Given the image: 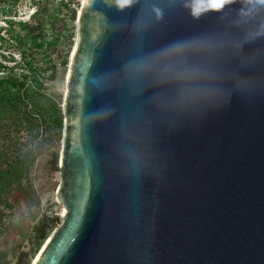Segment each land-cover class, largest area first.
I'll list each match as a JSON object with an SVG mask.
<instances>
[{
	"label": "water",
	"instance_id": "95a60500",
	"mask_svg": "<svg viewBox=\"0 0 264 264\" xmlns=\"http://www.w3.org/2000/svg\"><path fill=\"white\" fill-rule=\"evenodd\" d=\"M63 115L33 264H264L257 0H85Z\"/></svg>",
	"mask_w": 264,
	"mask_h": 264
},
{
	"label": "rangeland",
	"instance_id": "374dc122",
	"mask_svg": "<svg viewBox=\"0 0 264 264\" xmlns=\"http://www.w3.org/2000/svg\"><path fill=\"white\" fill-rule=\"evenodd\" d=\"M13 2H0V79L17 81L0 85V264H31L62 222L63 103L82 4L72 15L60 0ZM34 9L31 33L4 20Z\"/></svg>",
	"mask_w": 264,
	"mask_h": 264
},
{
	"label": "trees",
	"instance_id": "16d2710c",
	"mask_svg": "<svg viewBox=\"0 0 264 264\" xmlns=\"http://www.w3.org/2000/svg\"><path fill=\"white\" fill-rule=\"evenodd\" d=\"M1 1H4V0H0ZM12 1V0H11ZM14 2L12 3V6L18 1V0H13ZM35 7V6H34ZM7 12V11H6ZM74 15V11L72 12ZM6 15V14H5ZM38 15H40V12H39V9H34L33 12L29 15L28 19H25V20H22V19H18L16 20L15 18H10V17H5L4 20L5 22L8 23L9 25V28H13L15 24L19 25L20 28L22 30H28L30 33L34 30L35 27L31 26L30 25V20L32 19H35L38 17ZM35 38V37H34ZM0 68H7L5 65H3L1 62H0ZM11 81H8L7 78H1L0 79V85H3L4 83H9L11 84L12 86H17V81L16 79H13L11 78L10 79Z\"/></svg>",
	"mask_w": 264,
	"mask_h": 264
},
{
	"label": "built area",
	"instance_id": "2783aa9c",
	"mask_svg": "<svg viewBox=\"0 0 264 264\" xmlns=\"http://www.w3.org/2000/svg\"><path fill=\"white\" fill-rule=\"evenodd\" d=\"M63 2L69 9L71 10H77L79 6L80 0H60Z\"/></svg>",
	"mask_w": 264,
	"mask_h": 264
},
{
	"label": "snow or ice",
	"instance_id": "6c2138e0",
	"mask_svg": "<svg viewBox=\"0 0 264 264\" xmlns=\"http://www.w3.org/2000/svg\"><path fill=\"white\" fill-rule=\"evenodd\" d=\"M129 0H124V3H128ZM257 3L260 4L261 6H264V0H257ZM160 14L157 13V16H159ZM78 219V217H77ZM69 239H71V234L69 235Z\"/></svg>",
	"mask_w": 264,
	"mask_h": 264
},
{
	"label": "bare ground",
	"instance_id": "6f19581e",
	"mask_svg": "<svg viewBox=\"0 0 264 264\" xmlns=\"http://www.w3.org/2000/svg\"><path fill=\"white\" fill-rule=\"evenodd\" d=\"M84 1H85V0H81V4H83ZM72 53H73V51H72ZM34 259H35V258H34ZM33 262H34V260L32 261L31 264H33Z\"/></svg>",
	"mask_w": 264,
	"mask_h": 264
},
{
	"label": "clouds",
	"instance_id": "9594fccd",
	"mask_svg": "<svg viewBox=\"0 0 264 264\" xmlns=\"http://www.w3.org/2000/svg\"><path fill=\"white\" fill-rule=\"evenodd\" d=\"M32 12H33V11H32ZM32 12H31V13H32ZM31 13H30V14H31Z\"/></svg>",
	"mask_w": 264,
	"mask_h": 264
}]
</instances>
